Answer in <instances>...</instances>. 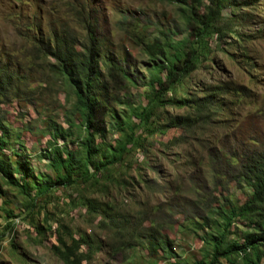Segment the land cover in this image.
Segmentation results:
<instances>
[{"label":"rangeland","instance_id":"374dc122","mask_svg":"<svg viewBox=\"0 0 264 264\" xmlns=\"http://www.w3.org/2000/svg\"><path fill=\"white\" fill-rule=\"evenodd\" d=\"M223 4L214 24L219 33L175 87L172 101L188 100L186 106L151 105L153 133L136 137V146L119 163L97 179H77L33 201L0 177V264H65L56 255L58 237L67 245L73 238L86 242L77 255L90 253V259L80 264H195L200 259L199 224L228 204L225 196L242 203L249 193L233 179L237 163L231 156L264 141V0ZM185 22L186 6L170 0H0V62L20 80L0 103L8 160H15L11 149L36 172L51 174L42 159L52 141L51 125L69 130L72 121L68 141L84 135L73 91L54 72L53 60L35 51L37 36L43 41L53 32L63 34L78 49L88 44V35L99 40L101 51L125 64L136 79L122 99L143 106L150 88L142 83L154 73L144 44L186 37ZM87 23L94 24V32ZM206 96L214 103L198 115L191 101L204 102L197 98ZM109 108L118 119L127 112L122 103ZM185 116L191 123L169 128L175 117ZM110 117L108 112L106 121ZM120 137L108 127L95 145L101 154ZM69 147L80 155L79 146ZM155 239H167L170 253L150 249L147 241Z\"/></svg>","mask_w":264,"mask_h":264},{"label":"trees","instance_id":"16d2710c","mask_svg":"<svg viewBox=\"0 0 264 264\" xmlns=\"http://www.w3.org/2000/svg\"><path fill=\"white\" fill-rule=\"evenodd\" d=\"M170 1L186 6L187 35L177 41L166 37L162 43L156 40L144 44L154 73L148 81L142 83L150 88L144 97L146 104L143 106H133L132 101L122 99L124 88H129L130 84L136 85V79L125 64L101 51L99 40L88 35V44L80 49L73 39L54 32L43 41L38 36L32 41L35 51L51 58L54 72L61 75L71 87L79 114L78 125L84 135L68 141V137L72 135L71 128L75 126L72 121L69 120V130L50 124L52 131L49 135L52 141L48 143L42 159L46 160L52 175L36 172L32 164L17 151L10 149L15 160H8L4 153L7 127L0 113V177L5 185L17 189L33 201L46 195L51 189L71 186L77 179H97L102 170L119 163L129 148L136 146V137L153 133L149 120L152 108L157 103L180 102L186 106L184 102L188 100L172 101L175 87L193 70L205 49L211 45V36L219 33L214 24L225 8L224 0H189L190 5L186 4L187 0ZM93 27V23H87L88 30L92 31ZM19 81L7 65L0 62V103L9 94L13 82ZM204 98L207 99L204 102L191 101L192 108L198 115H202L214 103L213 98L208 96L197 99ZM115 103H122L127 107V112H124L121 119L115 115L114 108H109L110 104ZM108 112L111 114V121H106ZM189 123V116L175 117L169 128ZM108 127L119 130L121 137L114 145L106 146L105 151L100 154V147L95 145V140L96 137L103 138ZM138 129L140 132L136 134ZM58 140H61L60 145ZM69 143L80 147L79 156L78 152L70 149ZM99 154L100 158L95 161V156ZM231 158L237 163L233 179L240 188H247L249 193L242 203L237 198L233 200L225 196L228 204L219 205L213 216L206 217L199 224L202 231L199 238L204 250L200 259L194 261L195 264H223L221 261L225 264H264V141L260 142L258 148L232 155ZM2 190L0 187V193L4 194ZM87 204L91 206L90 201ZM11 214V211H6V217H11ZM238 223L245 227L243 231L239 230ZM36 229L39 232L41 227ZM57 241L61 248L56 250V255L65 264L89 261V252V256L77 255L80 245L86 243L84 240L73 238L69 245L59 237ZM147 244L153 251L170 253V242L167 239H163L162 243L161 240H148Z\"/></svg>","mask_w":264,"mask_h":264}]
</instances>
